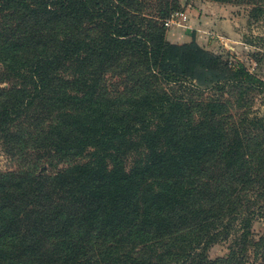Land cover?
Returning a JSON list of instances; mask_svg holds the SVG:
<instances>
[{"label": "trees", "instance_id": "obj_1", "mask_svg": "<svg viewBox=\"0 0 264 264\" xmlns=\"http://www.w3.org/2000/svg\"><path fill=\"white\" fill-rule=\"evenodd\" d=\"M181 11L0 0V264H264V52L173 43Z\"/></svg>", "mask_w": 264, "mask_h": 264}, {"label": "rangeland", "instance_id": "obj_2", "mask_svg": "<svg viewBox=\"0 0 264 264\" xmlns=\"http://www.w3.org/2000/svg\"><path fill=\"white\" fill-rule=\"evenodd\" d=\"M182 10L175 13L166 25L167 39L173 43L196 41L211 52L244 64L256 73V54L264 52V18L253 19V7L244 3L212 0H181ZM256 66V67H255ZM264 78V75L262 76ZM253 108L264 114V94L250 89ZM11 165L5 155L0 156V169ZM255 231L264 233V220L255 223ZM226 244L215 245L211 255L226 254Z\"/></svg>", "mask_w": 264, "mask_h": 264}, {"label": "built area", "instance_id": "obj_3", "mask_svg": "<svg viewBox=\"0 0 264 264\" xmlns=\"http://www.w3.org/2000/svg\"><path fill=\"white\" fill-rule=\"evenodd\" d=\"M172 22H173V20H171V18H170V19H168V20L166 21L165 24H166V25H170ZM255 65L257 66V63H255ZM256 66H255V67H256Z\"/></svg>", "mask_w": 264, "mask_h": 264}]
</instances>
